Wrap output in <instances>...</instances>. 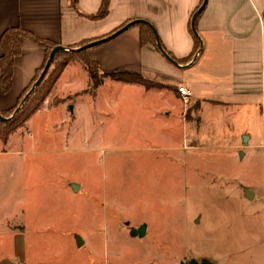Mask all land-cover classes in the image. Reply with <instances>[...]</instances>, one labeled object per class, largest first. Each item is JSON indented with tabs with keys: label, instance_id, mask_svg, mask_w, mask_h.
I'll return each mask as SVG.
<instances>
[{
	"label": "crops",
	"instance_id": "obj_1",
	"mask_svg": "<svg viewBox=\"0 0 264 264\" xmlns=\"http://www.w3.org/2000/svg\"><path fill=\"white\" fill-rule=\"evenodd\" d=\"M202 1L108 0L107 14L94 18L102 0H77L75 5L72 0H0V36L5 28L23 27L35 35L69 46L107 36L130 20L146 19L156 30L165 51L177 62L170 63L157 49L155 40V43L149 40L142 43L140 26L133 24L113 38L86 48L87 57L105 74L94 88L95 92L87 91L90 78L84 66L71 61L60 72L49 95L57 102L46 110L40 107L26 121L29 123L39 113L58 112L70 119L82 114L83 129L91 131L88 142L98 138L94 134L97 128L104 131L113 123L114 126L129 125L130 134L123 135L117 130L113 139H127L140 151L160 149L163 152L156 155V159L163 161L166 170L200 168L198 158L208 161L212 152L223 148L232 150L237 155L235 160L246 155L253 157L257 150L264 152V0H206L195 19V35L190 19ZM194 39L198 40V47ZM20 44L21 53L14 58L12 67L11 86L7 93H0V113L20 100L23 89L31 83L45 60L44 48L29 38L22 37ZM129 72L162 85L144 87L111 76ZM79 78V82L76 81ZM177 85L187 86L192 91L188 107L181 101ZM84 100L87 101L83 104ZM88 103L92 104L91 108L86 107ZM187 108L191 109V115H187ZM118 114H122L124 120ZM238 154L241 155L239 159ZM139 163L135 160L137 168ZM240 187H244L246 193L241 197L238 191L235 203L252 201L256 206L259 200L264 209V180L261 189L247 187L244 182ZM70 188L77 192L80 186L70 184L69 193ZM236 208L233 214L226 212L212 220L217 230L203 238L200 261L264 264V216L256 240L246 233L243 225L236 235L240 218L247 217ZM98 210L100 220L107 209ZM31 216H27V221L36 222ZM210 217L207 212V218ZM27 221L13 226L14 232H26L27 226L30 234L36 235L23 243L16 239L5 244L0 242V264L81 263L78 260L83 258L71 259L55 251L61 241L37 234L40 232ZM141 224L146 225L144 236L148 225ZM72 226L76 229L80 222L76 225L71 222L68 227ZM249 226V232H255L253 225ZM254 226L257 228V224ZM90 231L93 251L96 241L103 242V234ZM132 232L129 230L130 235ZM65 238L70 243L66 244L68 253L74 247L73 251L76 249L82 256L94 260L90 251L83 253L85 242L81 232ZM206 238L210 239L209 244ZM226 241L227 245L222 247ZM85 261L86 258L83 263Z\"/></svg>",
	"mask_w": 264,
	"mask_h": 264
},
{
	"label": "rangeland",
	"instance_id": "obj_2",
	"mask_svg": "<svg viewBox=\"0 0 264 264\" xmlns=\"http://www.w3.org/2000/svg\"><path fill=\"white\" fill-rule=\"evenodd\" d=\"M89 85L87 91L95 92L91 82ZM49 95L41 104L44 110L57 102ZM91 106L88 103L86 107ZM186 112L191 115L190 108ZM118 116L124 120L122 114ZM26 120L9 135L6 143L0 140L2 244L14 239L23 243L34 238L36 234H30L27 226V231L20 234H16L13 227L27 221L30 214L31 219L37 221H27L29 226L40 232L37 234L61 241L55 251L62 256L86 258L84 263L83 259L78 260L80 264H191L200 261L203 238L217 230L212 220L226 212L233 214L236 207L250 216L240 218L242 224L237 225L236 235L241 225L254 240L258 229L260 233L264 216L261 202L257 200L255 206L252 201L237 204L235 200L238 191L241 197L246 193L244 187H240L243 182L247 187L261 189L264 180V152L261 150L250 158L246 155L239 159L238 154L239 160H235L237 155L223 148L212 152L208 161L198 158L200 168L166 170L163 161L156 159V155L163 152L160 149L140 151L127 139H113L117 130L123 135L130 134L129 125L114 126L113 123L104 131L97 128L94 134L98 138L88 142L91 131L83 129L82 114L70 119L65 114L48 112L39 113L29 123ZM115 127L118 128L114 130ZM135 160L140 161L138 168ZM72 183L80 189L72 192L70 188L69 193L67 190ZM102 207L107 209V214L99 220L98 208ZM252 214H256L255 217ZM248 219L251 220L247 222ZM71 222L75 225L80 222V226L70 228ZM142 222L148 225L146 234L130 235L129 230L132 232ZM249 225H253L255 232H249ZM90 229L103 234V242L96 241L93 251ZM79 232L85 242L83 253L90 251L94 260L82 256L76 249L73 251L74 247L68 253L70 243L65 237ZM206 239L209 244L210 239ZM226 245L227 241L222 243V247ZM71 259L68 262L71 263Z\"/></svg>",
	"mask_w": 264,
	"mask_h": 264
},
{
	"label": "trees",
	"instance_id": "obj_3",
	"mask_svg": "<svg viewBox=\"0 0 264 264\" xmlns=\"http://www.w3.org/2000/svg\"><path fill=\"white\" fill-rule=\"evenodd\" d=\"M77 0H72V3L75 5ZM108 8V0H102L100 7L97 10V13L92 17H102L107 14ZM198 8V7H197ZM198 15V14H197ZM192 16V15H191ZM197 17V16H196ZM140 26V41L144 43V40H149L155 43L154 35L151 28L142 23H135ZM22 37L29 38L34 44H38L43 47L45 50L44 62L37 69L36 75L31 81V83L26 86L23 90L22 96L25 95L30 87V85L37 79L39 72L44 67L48 54L52 50V48L57 44L52 40L40 37L38 35L33 34L30 30L25 29L23 27H9L5 28V31L0 36V93H7L8 89L11 86L12 79V67L14 63V58L21 53V44L20 40ZM195 40V46L198 47V40ZM88 40H82L78 44L69 45L70 47H78L82 46V44L87 43ZM86 48H82V50H57L53 56L50 66L48 67L45 75L37 84V86L33 89V91L29 94V96L22 102L21 108L14 113L7 120L0 119V139L3 142L8 140V136L14 132L16 129L23 126L25 120L28 119L34 112H36L40 107L46 97L53 90V85L56 80L60 76V72L67 65V63L71 61H78L89 74L91 86L96 88L99 86L101 82L102 76L104 73H101L97 67V64L90 60V58L86 55ZM116 79L120 80L124 83H138L143 85L144 87H160L159 83H156L150 79L144 78L141 74L129 72V73H114L111 75ZM18 102L14 105V107L7 109V111L1 112V115L4 117L9 116V114L15 110ZM11 115V114H10Z\"/></svg>",
	"mask_w": 264,
	"mask_h": 264
},
{
	"label": "water",
	"instance_id": "obj_4",
	"mask_svg": "<svg viewBox=\"0 0 264 264\" xmlns=\"http://www.w3.org/2000/svg\"><path fill=\"white\" fill-rule=\"evenodd\" d=\"M206 3V0H203L202 3L198 6L197 10L192 14L191 16V19H190V24H191V27H192V31L193 33L196 35V28H195V19H196V16L197 14H199L203 8H204V5ZM135 23H144L146 25H148L152 32H153V35H154V39L156 41V46H157V49L161 52V54L163 56H165L167 58V60L172 63V64H177L176 60H174L171 56L168 55V53L165 51V49L163 48L162 44H161V41L158 39V36H157V33H156V30L154 29L153 25H151L146 19H133V20H130L128 21V23L122 25V27L114 30L111 34L107 35V36H104V37H101V38H97L96 40H92V41H89L87 43H84L82 44V46H78V47H70V46H64V45H61V44H56L52 50L50 51V53L48 54V57L46 58L47 61L44 65V67L41 69V71L39 72V75L37 77V79L30 85L27 93L25 95L22 96L21 100L19 101L17 107L15 108V110L13 111V113L7 117H4L1 115L0 113V119L1 120H7L9 117H11L14 113H16L22 106V102L29 96V94L33 91V89L37 86V84L40 82V80L43 78V76L45 75V72L47 71L48 67L50 66L51 64V61H52V56L53 54L57 51V50H64V51H67L69 49L71 50H82V48H89V47H92L94 45H98V43H101L102 41H106L108 39H111L113 38V36L119 34L120 32L128 29V27H130L131 25L135 24ZM71 108V106H70ZM145 228H146V225L144 224H140V226L133 230V234H136L138 236H142L145 232ZM191 264H211L210 262H207L205 260H201L200 262L198 261H193Z\"/></svg>",
	"mask_w": 264,
	"mask_h": 264
},
{
	"label": "built area",
	"instance_id": "obj_5",
	"mask_svg": "<svg viewBox=\"0 0 264 264\" xmlns=\"http://www.w3.org/2000/svg\"><path fill=\"white\" fill-rule=\"evenodd\" d=\"M177 91L184 105L185 106L189 105L192 91L187 86H184V85H177Z\"/></svg>",
	"mask_w": 264,
	"mask_h": 264
}]
</instances>
